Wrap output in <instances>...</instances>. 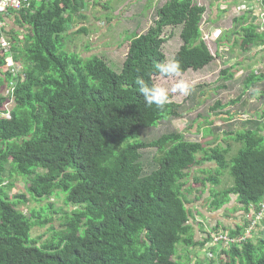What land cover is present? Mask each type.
Here are the masks:
<instances>
[{
	"label": "trees",
	"instance_id": "16d2710c",
	"mask_svg": "<svg viewBox=\"0 0 264 264\" xmlns=\"http://www.w3.org/2000/svg\"><path fill=\"white\" fill-rule=\"evenodd\" d=\"M92 1L26 0L18 19L26 32L22 38L11 33L13 57L23 67L13 96L7 93L12 76L0 54V264H191V255L179 257L180 245L208 244L203 263L264 264V217L260 238L216 249L211 234L196 240V200L187 194L210 183V208L245 214L243 226L215 231L241 234L264 201L263 119L256 127L227 133L224 141L243 145L230 161L233 146L209 147L179 133L141 141L143 130L181 115V104L171 96L163 109L147 106L136 84L140 78L151 85L161 75L157 65L167 61L164 45L169 39L164 31L181 26L182 45L173 59L180 74L203 70L215 60L203 38L206 7L196 0H167L157 9L154 25L132 36L118 72L98 55L84 58L62 49L74 18L83 17ZM253 1L264 13V0L250 5ZM241 18L232 32L242 49L263 46L262 23ZM222 76L235 74L226 70ZM263 78L264 71L252 72L245 89ZM222 106L217 103L213 109ZM147 148L159 153L158 168L149 175L140 161V151ZM210 164L214 172L207 169ZM229 169L233 185L219 191L216 187ZM17 177L26 179L27 193L13 196ZM61 193L68 208L60 229L52 225V237L39 246L31 231L52 223L53 216L27 215L19 206ZM232 196H237L233 205ZM49 208L54 205L44 210Z\"/></svg>",
	"mask_w": 264,
	"mask_h": 264
},
{
	"label": "rangeland",
	"instance_id": "374dc122",
	"mask_svg": "<svg viewBox=\"0 0 264 264\" xmlns=\"http://www.w3.org/2000/svg\"><path fill=\"white\" fill-rule=\"evenodd\" d=\"M97 1L93 0L90 7L87 5L82 12L83 17L77 15L74 18L70 30L64 36L62 49L68 53H78L84 58L98 55L104 58L114 70L120 72L123 70V64L128 56L132 36L143 34L150 29V26L154 25L158 19L157 9L163 6L167 0H100V6L97 5ZM217 2V0H196L198 5L206 7L207 12L202 23L203 38L215 56V60L200 71L190 70L178 77L162 75L155 77V82L158 85L169 90L171 100L181 104V115L165 118L159 121L156 126L143 130L141 141L151 143L164 135L179 133L189 141L200 142L209 147L233 146L232 152L227 157L230 161L243 148V145L230 140L224 141L227 133L244 129V127H256L255 122L264 118V78L257 80L254 86L245 89L246 78L252 72L262 73L264 71V45L252 46L245 51L241 47V39H237L238 36L234 35L232 30L235 29V21L244 16L250 17L247 23L251 22L252 18L257 24L262 23V30H264V15L261 7L254 1L252 5L245 3L238 5L235 9H228L233 7L234 3L227 1L221 6L222 10L227 11H219L217 22L210 23L208 13L215 8ZM217 6L219 7V3ZM80 29H87L88 33H77ZM164 32L165 36L169 37L164 45V53L167 61L173 60L182 45L181 26L167 28ZM236 40L239 41L238 44H234ZM226 70L234 73L235 76L225 79L222 72ZM179 79H184L193 85L188 95L171 93L172 86ZM217 103L223 106L213 109ZM140 153L144 174L149 175L158 168L156 158L159 157V153L155 148L142 149ZM207 169L214 172L216 167L210 164ZM195 174L199 176L198 173ZM200 176V178H204L205 175ZM208 176L207 174L206 177ZM25 183L26 179L17 177L15 189L11 191V195L26 194L27 184L25 185ZM232 185L233 179L229 169L221 177L220 185L216 188L220 191L232 187ZM212 187L209 183L202 188L200 186V192H187V194L189 198L196 200L199 206L216 214L217 211L209 206V197L206 200V193L205 197L202 195L203 190L207 189V193H209ZM185 188H190V186ZM64 198L65 195L61 193V195H54L41 202L30 201L28 204L19 206L27 215L33 211L46 218L52 216L54 218L52 223L44 227H35L31 231L32 239L39 246L52 237L53 234L50 231L52 225L56 230L60 229V217L68 208L64 203ZM50 204H53L54 208L44 210ZM194 211H197L196 208ZM219 212L217 215L221 220H236L235 224L239 221L238 225L234 224L235 228L244 225V220L240 216V214H244L243 211L234 213L222 208ZM199 219H202L200 214ZM241 229L244 231V228ZM226 231L228 232V230ZM215 232L213 231L211 235ZM255 236L256 239L260 238L261 232L258 231ZM253 241L257 242V240ZM189 248H193L195 251L199 250V252L204 250L203 246Z\"/></svg>",
	"mask_w": 264,
	"mask_h": 264
},
{
	"label": "crops",
	"instance_id": "0c3cea01",
	"mask_svg": "<svg viewBox=\"0 0 264 264\" xmlns=\"http://www.w3.org/2000/svg\"><path fill=\"white\" fill-rule=\"evenodd\" d=\"M217 1H218L217 4L219 3V7L216 4L215 8L211 12L208 13L209 17H210V23H216L217 22L218 13H219V11L221 12L220 9L222 8L221 7L222 3H226L228 1V3H234V6H237V5L252 2V0H217ZM21 11L8 13L2 17L4 33L6 34L9 41L12 40V36H13L11 34L12 32H16L17 34H20V38H22V35L26 32L24 30L23 26L18 24L19 23L18 19L21 17L20 16ZM258 120H260V119H258ZM263 121H264V118H263ZM208 197H210V190H209V193L206 192V200ZM236 199H237V196H232L231 204H233V202H235ZM193 205H194V209L196 208V210L197 209L200 210V213H199V211H196V212L194 211L195 215L197 216V221L194 219H193L194 221L192 220L193 224L195 226L194 227V234H195V238L197 241H199V240L203 241L202 239H204V240L207 239V236L209 234H211L213 231H215V229L217 227H220L219 230L223 229V228L227 229V227H228V229H231V228H235V225L239 224V221L237 224H235L236 220H221L217 215L220 213L219 211H217L216 214H214L213 212H210L209 209L202 208L201 206H199V203L195 202ZM204 207H207V206L204 205ZM199 214L202 216L201 220L199 219ZM240 216L242 217V214H240ZM225 221H226V223H225ZM229 225H231V226L229 227ZM203 248L205 251L201 250V252H199V250L195 251L193 248H188L185 245H180V247L178 248L179 249V257L180 258H187L185 256L191 255V257L194 258L191 260L192 261L191 264H198L199 261H201L203 263L204 260H206L207 253L210 251L209 250L210 245L208 244L206 246H203ZM203 264H206V262Z\"/></svg>",
	"mask_w": 264,
	"mask_h": 264
},
{
	"label": "built area",
	"instance_id": "2783aa9c",
	"mask_svg": "<svg viewBox=\"0 0 264 264\" xmlns=\"http://www.w3.org/2000/svg\"><path fill=\"white\" fill-rule=\"evenodd\" d=\"M25 2L26 0H0V54L2 53L3 55H5L7 70L12 76L11 84L7 88V93H9L11 96H13L14 94L16 84L23 77V67L21 66L20 62L15 61L13 57L11 43L4 33L2 17L8 13L20 12L24 7ZM11 103L9 105H11ZM2 115L8 116L7 114H1V116ZM251 217L252 220H250L248 227H246L244 231L239 235L231 237L227 232L222 231L213 233L211 235L212 246L217 249L218 246L221 245L226 247L230 245L240 244L249 239H255V234L260 230L259 226L261 225V219L264 217V201L262 202L259 211H257L256 213L253 212L251 214ZM212 256L213 255L211 254L210 257Z\"/></svg>",
	"mask_w": 264,
	"mask_h": 264
},
{
	"label": "clouds",
	"instance_id": "9594fccd",
	"mask_svg": "<svg viewBox=\"0 0 264 264\" xmlns=\"http://www.w3.org/2000/svg\"><path fill=\"white\" fill-rule=\"evenodd\" d=\"M158 72L165 77H178L180 76V64L175 60H168L161 62L157 65ZM136 84L139 89V94L143 97L147 106L155 105L157 108L163 109L166 104L170 102L169 90L157 83L151 85L145 83L143 79L138 78ZM193 85L190 82L179 79L171 88V93H179L188 95Z\"/></svg>",
	"mask_w": 264,
	"mask_h": 264
}]
</instances>
